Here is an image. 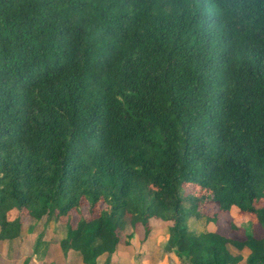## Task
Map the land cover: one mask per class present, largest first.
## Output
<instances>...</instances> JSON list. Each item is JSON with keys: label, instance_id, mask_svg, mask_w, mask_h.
I'll return each mask as SVG.
<instances>
[{"label": "trees", "instance_id": "16d2710c", "mask_svg": "<svg viewBox=\"0 0 264 264\" xmlns=\"http://www.w3.org/2000/svg\"><path fill=\"white\" fill-rule=\"evenodd\" d=\"M17 212L65 230L17 264H115L151 219L179 264H264V0H0V251Z\"/></svg>", "mask_w": 264, "mask_h": 264}, {"label": "rangeland", "instance_id": "374dc122", "mask_svg": "<svg viewBox=\"0 0 264 264\" xmlns=\"http://www.w3.org/2000/svg\"><path fill=\"white\" fill-rule=\"evenodd\" d=\"M215 212V209H208L207 213L211 215L212 213ZM81 213L84 217H89V214L87 212L86 206L81 207ZM16 214V213H15ZM19 216H21V220L23 223V231L25 235L20 239V240H15L13 241V245L11 243H3L2 250L0 252V264H17L16 262L21 258L23 251H24V243L28 235H31V237H35L37 233L43 232V243H54L60 240L64 234V226L61 223H56L54 221H46V219H42L40 222L37 224H34V221L28 217H25L24 213L22 212H17ZM95 215V213H94ZM78 216L75 212H71V222L72 224H75ZM232 222L237 226H248L250 224L255 223V220L252 216H245V215H239L237 212L236 208H232V210L228 213V215H218V220L216 224H208L204 225V228L209 230V231H218L222 234H227L229 230V223ZM149 225L151 227V236H150V244L153 245V247L156 249V246L158 248L156 250H160L162 246L166 242V236H167V227L169 223H164L159 220L151 219L149 221ZM195 225L191 226L190 229L194 230ZM194 228V229H193ZM140 230V229H139ZM197 230V229H195ZM141 231V230H140ZM130 231L127 230L126 234H128ZM135 245V242H133ZM45 248V246H42V249ZM136 248V246H135ZM231 252L237 253V251L231 247H229ZM45 250V249H44ZM60 250L57 248L54 250V253H58ZM243 257L246 256L247 251L244 250L241 252ZM43 250L39 252V257L37 260L33 259L32 264H42L41 262V256L43 257ZM52 254V252H51ZM53 255V254H52ZM41 258V259H40ZM77 259V258H76ZM58 262V259H56ZM47 264V261L44 263ZM244 264V262L240 263Z\"/></svg>", "mask_w": 264, "mask_h": 264}, {"label": "crops", "instance_id": "0c3cea01", "mask_svg": "<svg viewBox=\"0 0 264 264\" xmlns=\"http://www.w3.org/2000/svg\"><path fill=\"white\" fill-rule=\"evenodd\" d=\"M150 239L151 238L147 240L142 248H138L136 246L133 251H119L114 259L115 264H179L172 253L165 252L162 248L160 250H156L158 246H156L155 249L153 245L150 244ZM57 248L58 247H55L52 251V260L54 264H62L60 261L61 252H58L57 254L54 253V250ZM56 259H58V262ZM65 264H80V262L78 261V257L76 255L69 254Z\"/></svg>", "mask_w": 264, "mask_h": 264}]
</instances>
